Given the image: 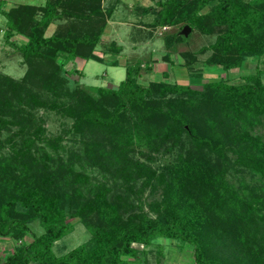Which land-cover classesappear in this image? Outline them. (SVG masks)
I'll list each match as a JSON object with an SVG mask.
<instances>
[{"label": "trees", "instance_id": "1", "mask_svg": "<svg viewBox=\"0 0 264 264\" xmlns=\"http://www.w3.org/2000/svg\"><path fill=\"white\" fill-rule=\"evenodd\" d=\"M102 2L0 3L2 42L23 66L18 77L0 71V237L31 236L0 264H128L123 257L138 260L158 237L189 247L191 264H264V141L249 132L264 127L257 62L264 53V0H154L137 6L126 39L143 44L161 27L175 26L160 35V58L169 67L192 31L212 37L198 49L210 50L207 64L226 71L254 59V72L240 82L218 78L201 89L163 78L141 84L137 78L150 70L154 53L120 63L123 46L101 38L114 17V7ZM49 24L55 27L45 34ZM183 25L190 29L186 36L178 34ZM178 54L186 57L188 75L198 76L191 71L195 55ZM75 58L120 63L124 76L114 87L86 85ZM46 112L60 120L55 134L47 132ZM143 143L152 151L165 143L178 146L158 171L133 159L131 179L141 176L143 184L153 180L160 187L149 213L140 203L134 207L132 185L127 192L108 186L117 173L125 176L120 158ZM68 218H76L89 237L56 255L52 244L68 233ZM33 221L41 233L31 232ZM153 245L161 255L160 244Z\"/></svg>", "mask_w": 264, "mask_h": 264}, {"label": "rangeland", "instance_id": "2", "mask_svg": "<svg viewBox=\"0 0 264 264\" xmlns=\"http://www.w3.org/2000/svg\"><path fill=\"white\" fill-rule=\"evenodd\" d=\"M152 1L154 0H103L102 2L104 6L114 7L112 13L114 14V17L107 20V25L101 38L105 42L112 39L123 46L121 54L117 56L120 63L123 64L125 61L133 59L142 60L147 55L146 53L148 51H152L154 53L151 57L153 58V61H151L152 65L150 70H144L137 78L141 84H145L149 80L163 78L169 82L189 84L192 88L201 89V84L205 81L220 78L230 83H237L240 82L241 76L254 72L255 61L252 58H248L240 67H233L226 71L219 65L205 63V58L209 55L210 50L199 51L198 49L203 45L206 46L212 40V37L200 34L196 31H192L188 38L178 45L177 51L181 53L189 52V54L195 55L194 63L191 65V71H197L198 76L194 78L188 75L187 67L183 66V62L186 57H180L177 51H174L171 58V60H173V64L169 67L160 58L161 51H163V44L161 42L160 35L164 32L175 30V26L161 27L157 30L156 37L143 44L133 46V43H129L126 39L129 30L126 25L124 26V24L130 25L134 22V16L138 13V5H152ZM43 2L44 0H0L1 6H5L6 8L18 3L42 4ZM2 23L3 17L0 15V71L9 74L12 77H18L23 72V66L17 63V53H15L10 46L5 45L2 42ZM54 27V24H49L46 28L45 34H50ZM180 29L178 30V34H180ZM15 40L17 42H22L24 38L21 35H15ZM95 53L101 55L99 49H96ZM259 60H264V53L257 61L259 64L258 67L261 69L260 81L264 84V63ZM72 63L74 67L81 70L82 75L79 78V81L86 85L114 87L124 76V67L120 63L116 66H106L96 61H82L77 58L73 59ZM70 65L71 64L69 62L66 63L65 68H69ZM68 78H70L69 80L72 79L74 81L77 76L75 74H71ZM41 112L42 111L40 110V113ZM59 122L60 120L56 115L51 112H46L45 127L48 133L55 134L60 128ZM249 130L251 135H259L261 140L264 141V127L260 128L258 126H254ZM62 144L68 146L67 141H62ZM168 145L169 144L167 143L162 144L155 151L150 150V148L147 147L148 144L144 143L142 145L136 144L133 146L132 151L129 152L126 157V160L124 158H120L119 164H122V168L126 171V177L123 176L121 172L117 173L116 177L113 179L114 181L111 180L112 183L111 181L108 183L109 188L112 189V191L127 192V186L132 185L130 194H133L132 203L134 204V207L140 203L141 208L145 212L149 213V203L160 198V187L155 188V185L157 184L153 182V180L150 181V184H143V177L141 176H138V178L133 180L131 179V175L136 173L133 159L134 157H137L139 160H143L146 164L150 165L151 169L158 171L160 170L162 164H165L175 158L178 146L174 145L171 146V148H168ZM252 152H255V150L252 149ZM129 176L130 178H128ZM107 179H109V177H106V180ZM89 181L93 183L94 179L90 177ZM151 184H154V186H150ZM65 222L67 225H70L68 233L54 241L52 244V251L56 255L65 253L89 237L87 229L80 222H78L76 218H68ZM29 227L33 234H39L43 231V228L36 221H33ZM30 240L31 236L29 234H25L23 237L18 239L0 237V261L4 260L5 256L10 254L14 247L19 246L22 243H27ZM155 243L160 244L162 251L161 255H158L155 251L156 247L153 245ZM132 246L136 248L137 251L142 248L140 244L136 243H133ZM148 250L149 251H147L146 254L138 258L139 261L136 259L132 261V258L130 257L123 258L129 260L128 264H140L142 259L146 264H191L189 258V247H178L176 241L158 237L152 241Z\"/></svg>", "mask_w": 264, "mask_h": 264}, {"label": "water", "instance_id": "3", "mask_svg": "<svg viewBox=\"0 0 264 264\" xmlns=\"http://www.w3.org/2000/svg\"><path fill=\"white\" fill-rule=\"evenodd\" d=\"M189 27L187 25H183L182 28L180 29L179 33L183 36H186L187 33L189 32Z\"/></svg>", "mask_w": 264, "mask_h": 264}, {"label": "crops", "instance_id": "4", "mask_svg": "<svg viewBox=\"0 0 264 264\" xmlns=\"http://www.w3.org/2000/svg\"><path fill=\"white\" fill-rule=\"evenodd\" d=\"M125 25H126L127 29L129 30L131 26L129 24H124V26Z\"/></svg>", "mask_w": 264, "mask_h": 264}]
</instances>
